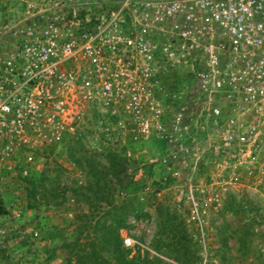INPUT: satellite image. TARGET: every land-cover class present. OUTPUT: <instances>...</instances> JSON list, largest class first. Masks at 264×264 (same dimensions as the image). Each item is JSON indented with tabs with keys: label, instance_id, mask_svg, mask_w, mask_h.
Listing matches in <instances>:
<instances>
[{
	"label": "built area",
	"instance_id": "built-area-1",
	"mask_svg": "<svg viewBox=\"0 0 264 264\" xmlns=\"http://www.w3.org/2000/svg\"><path fill=\"white\" fill-rule=\"evenodd\" d=\"M0 49V142H58L87 105L148 112L143 131L171 146L190 98L151 80L172 71L194 87L221 155L264 148V0H29ZM164 56L165 63L161 62ZM79 124V123H78ZM126 243L127 240H124Z\"/></svg>",
	"mask_w": 264,
	"mask_h": 264
},
{
	"label": "rangeland",
	"instance_id": "rangeland-1",
	"mask_svg": "<svg viewBox=\"0 0 264 264\" xmlns=\"http://www.w3.org/2000/svg\"><path fill=\"white\" fill-rule=\"evenodd\" d=\"M23 1L29 0H0V49L25 13ZM177 89L190 98L180 104L181 131L171 146L156 131H143L147 118L155 129L148 112L157 114L158 100L135 114L87 105L74 117L75 132L54 144L0 142V200L7 211L0 216V256L9 257L0 264H76L74 255L99 249L102 230L116 228L130 256L139 249L151 257L157 242L162 264H175L166 246L170 225L186 229L182 242L189 254L200 247L202 264L218 263L221 254L229 264L264 260V148L230 162L199 111L194 87L181 82ZM97 180L101 189L92 187ZM97 191L113 198L107 215L87 214L82 195Z\"/></svg>",
	"mask_w": 264,
	"mask_h": 264
},
{
	"label": "trees",
	"instance_id": "trees-1",
	"mask_svg": "<svg viewBox=\"0 0 264 264\" xmlns=\"http://www.w3.org/2000/svg\"><path fill=\"white\" fill-rule=\"evenodd\" d=\"M111 169L116 168L115 165L110 166ZM111 169H109L111 171ZM124 171L121 170L116 173V175L123 174ZM107 177V175H105ZM118 182H121L118 180ZM93 188L101 189L99 181H95L92 186ZM84 198L83 201L88 208L87 214L92 213L97 209L98 212H101L102 215H107L109 213L107 208H111L113 205V198L111 196H103L98 195V191L96 193H92L91 196L82 195ZM100 204V205H99ZM104 204V206L102 205ZM7 214L2 201L0 200V216ZM169 222H174L173 217H169ZM169 227V228H168ZM167 233L169 237L167 240L169 244H167V248H171L172 260L175 264H202L203 260L201 259L200 247L196 245V251L192 254L188 253V250L184 244L183 239L186 232V229H181L179 227H172V225L168 226ZM118 228L102 230L101 239L99 249L92 248L89 250H81L78 254L74 255L76 264H100L99 256H105L108 258V264H162L161 259L158 258L157 255H162L163 251H161L160 245L156 242L151 250L154 252V255L151 257L148 256V252H144L141 256L139 253V249L135 252L134 255L130 256V250H127L123 247ZM183 235V236H182ZM166 242V241H165ZM230 248L227 246H223V251H227ZM232 250V249H231ZM236 253L239 252L240 249L235 248ZM233 251V250H232ZM224 252V253H225ZM9 257L5 255V252L1 253L0 260L8 259ZM206 261V260H205ZM218 263L209 262L207 264H229L225 258L224 254L219 255L217 257ZM70 264V263H69ZM233 264V263H232ZM257 264H264V260L258 261Z\"/></svg>",
	"mask_w": 264,
	"mask_h": 264
},
{
	"label": "flooded vegetation",
	"instance_id": "flooded-vegetation-1",
	"mask_svg": "<svg viewBox=\"0 0 264 264\" xmlns=\"http://www.w3.org/2000/svg\"><path fill=\"white\" fill-rule=\"evenodd\" d=\"M161 62L165 63L164 56H161ZM151 80H155L159 86H163L166 90L176 91L178 87L176 74L166 70H152ZM173 86V88H171Z\"/></svg>",
	"mask_w": 264,
	"mask_h": 264
}]
</instances>
